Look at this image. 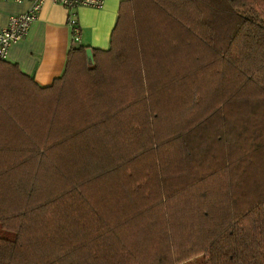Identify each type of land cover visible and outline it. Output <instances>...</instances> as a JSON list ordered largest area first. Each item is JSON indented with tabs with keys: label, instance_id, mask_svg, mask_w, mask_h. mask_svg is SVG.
Listing matches in <instances>:
<instances>
[{
	"label": "trees",
	"instance_id": "1",
	"mask_svg": "<svg viewBox=\"0 0 264 264\" xmlns=\"http://www.w3.org/2000/svg\"><path fill=\"white\" fill-rule=\"evenodd\" d=\"M197 256L264 264V0H120L45 86L0 59V264Z\"/></svg>",
	"mask_w": 264,
	"mask_h": 264
},
{
	"label": "crops",
	"instance_id": "2",
	"mask_svg": "<svg viewBox=\"0 0 264 264\" xmlns=\"http://www.w3.org/2000/svg\"><path fill=\"white\" fill-rule=\"evenodd\" d=\"M119 2L120 0H101V6L97 8L76 7L74 17L79 26V42L74 44L66 22L65 8L51 0H44L26 35L9 45L5 60L15 63L36 84L48 85L62 73L70 46L84 45L99 49L108 47ZM27 6V1L0 0V28L5 25L9 16L22 13Z\"/></svg>",
	"mask_w": 264,
	"mask_h": 264
},
{
	"label": "built area",
	"instance_id": "3",
	"mask_svg": "<svg viewBox=\"0 0 264 264\" xmlns=\"http://www.w3.org/2000/svg\"><path fill=\"white\" fill-rule=\"evenodd\" d=\"M13 2L27 1L25 11L11 15L3 27L0 28V59H5L9 45L23 38L33 20L38 16L44 0H10ZM65 8L66 22L70 28L72 41L79 42V28L74 17L75 8L78 6L100 7L101 0H51Z\"/></svg>",
	"mask_w": 264,
	"mask_h": 264
},
{
	"label": "rangeland",
	"instance_id": "4",
	"mask_svg": "<svg viewBox=\"0 0 264 264\" xmlns=\"http://www.w3.org/2000/svg\"><path fill=\"white\" fill-rule=\"evenodd\" d=\"M74 44H77V43H74ZM121 89V94L124 96H127L128 95V97H130L131 96V88L128 86V88L126 87V86H123V87H121L120 88ZM177 96H175V97H173V98H171V99H175V101H174V103H176V102H179L177 99ZM189 99V98H188ZM182 100V99H181ZM184 100H186V99H184ZM151 102V101H150ZM170 102V101H169ZM221 111H223L225 114H227L228 116H229V119L232 121V122H234V121H238V122H241L242 123V125H243V120H242V118H243V113H244V111H243V109H242V107L241 106H237V104L235 103V104H228V105H226V106H223L222 107V109H221ZM219 114H215L214 116H213V118H215L214 120H213V123H218V122H221L222 120H221V118H220V116H218ZM240 117V118H239ZM212 118V119H213ZM239 118V119H238ZM247 122V128H251V124L249 123V121H246ZM178 122H174L173 124H171V126H174V125H176ZM164 127L162 126V129H163ZM214 149H215V151H216V153H217V155H222L223 153H224V151H223V149H221L220 147H214ZM258 169H254L253 171H252V175H251V178L253 179L255 176H256V171H257ZM183 174V173H182ZM187 175L188 176H190V165H189V172L187 173ZM234 176H236L235 174H234ZM248 177H247V175H244L242 178H238V180L241 182V184L238 186L240 189H250V188H252V186L251 185H253V182H251V180L249 179V180H246ZM254 180H258L257 179V177L256 178H254ZM244 182L246 183V186L245 187H243V184H244ZM213 183H214V185L217 187V188H219L220 187V185L217 183V182H214L213 181ZM223 184H224V180H222V186H223ZM237 199H238V201H240V198L239 197H237ZM180 264H204V258H203V256H197V257H195V258H193V259H191L190 261H188V262H184V263H180Z\"/></svg>",
	"mask_w": 264,
	"mask_h": 264
},
{
	"label": "water",
	"instance_id": "5",
	"mask_svg": "<svg viewBox=\"0 0 264 264\" xmlns=\"http://www.w3.org/2000/svg\"><path fill=\"white\" fill-rule=\"evenodd\" d=\"M86 53H87L88 56H90V51L89 50Z\"/></svg>",
	"mask_w": 264,
	"mask_h": 264
}]
</instances>
